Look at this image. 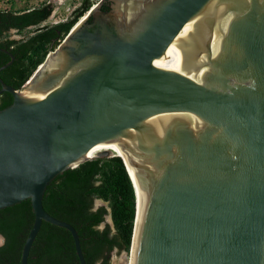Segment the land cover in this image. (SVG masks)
<instances>
[{"label":"water","instance_id":"water-1","mask_svg":"<svg viewBox=\"0 0 264 264\" xmlns=\"http://www.w3.org/2000/svg\"><path fill=\"white\" fill-rule=\"evenodd\" d=\"M3 92L0 210L29 200L33 213L20 264L43 222L86 264L44 192L118 156L103 144L119 139L134 264H264V0H98L19 89L0 79ZM127 162L146 195L139 222Z\"/></svg>","mask_w":264,"mask_h":264},{"label":"trees","instance_id":"trees-1","mask_svg":"<svg viewBox=\"0 0 264 264\" xmlns=\"http://www.w3.org/2000/svg\"><path fill=\"white\" fill-rule=\"evenodd\" d=\"M2 1L12 4L8 10L0 9V67L11 56L14 60L0 72V79L19 89L98 0H81L64 21L54 24L48 23L53 11L49 3L15 9L16 0ZM12 31L26 34L21 39H12ZM11 104L12 96L1 93L0 110ZM96 201L102 204L95 207ZM42 204L49 215L75 228L86 264H111L113 251L129 250L135 193L120 157L92 158L64 171L47 186ZM108 214L111 225L105 222ZM32 222L29 200L0 210V235L4 239L0 245V264H20L21 249ZM27 264H79L69 232L43 222Z\"/></svg>","mask_w":264,"mask_h":264},{"label":"rangeland","instance_id":"rangeland-1","mask_svg":"<svg viewBox=\"0 0 264 264\" xmlns=\"http://www.w3.org/2000/svg\"><path fill=\"white\" fill-rule=\"evenodd\" d=\"M81 0H16L15 9H28L39 5L42 2L49 3L53 6V11L48 19V23L54 24L59 21H64L72 11L80 4ZM12 3L0 0V9H10ZM26 33L17 34L12 31V39H21ZM29 96V94H26ZM102 204V202H101ZM100 204V205H101ZM110 224V222H109ZM1 243V240H0ZM130 248L128 251L117 252L113 251L111 254V264H131Z\"/></svg>","mask_w":264,"mask_h":264},{"label":"bare ground","instance_id":"bare-ground-1","mask_svg":"<svg viewBox=\"0 0 264 264\" xmlns=\"http://www.w3.org/2000/svg\"><path fill=\"white\" fill-rule=\"evenodd\" d=\"M31 94H29L30 96ZM124 141L121 139H119L118 141L115 140V141H111V142H108V143H104L103 144V147L108 150V151H111L113 154H116L118 156H123L124 157V154H123V146L124 145ZM127 165L129 167V173L132 177V180L134 182V185H135V188L137 190V194H138V211H137V214H138V217H137V222H139V220L141 219V215H145V212H146V195L144 193V190H143V187L141 185V182H140V179H139V176H138V173H137V169L135 167L131 168L132 166H130V164L127 162ZM131 264H134V260H135V252L133 251V253L131 254Z\"/></svg>","mask_w":264,"mask_h":264}]
</instances>
